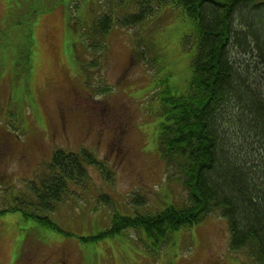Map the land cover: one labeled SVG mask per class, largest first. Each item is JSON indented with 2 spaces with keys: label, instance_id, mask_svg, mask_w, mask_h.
I'll list each match as a JSON object with an SVG mask.
<instances>
[{
  "label": "rangeland",
  "instance_id": "obj_1",
  "mask_svg": "<svg viewBox=\"0 0 264 264\" xmlns=\"http://www.w3.org/2000/svg\"><path fill=\"white\" fill-rule=\"evenodd\" d=\"M103 3L0 0V139L17 142L0 143V209L30 199L29 182L38 181L56 148H89L111 174L90 167L85 181L69 186L52 213L60 230L18 210L0 213V264H256L230 248L227 220L217 213L180 228L159 247L142 229L81 238L108 229L115 212H153L178 198L160 160L150 98L159 79L171 76L169 83L180 88L190 75L189 51L176 38L182 30L161 9L137 26H114L103 38L99 66L84 79L80 64L95 52L82 49L80 26L94 10H106ZM26 46L28 73L19 61ZM153 64L165 70L151 73Z\"/></svg>",
  "mask_w": 264,
  "mask_h": 264
},
{
  "label": "trees",
  "instance_id": "obj_2",
  "mask_svg": "<svg viewBox=\"0 0 264 264\" xmlns=\"http://www.w3.org/2000/svg\"><path fill=\"white\" fill-rule=\"evenodd\" d=\"M103 7L80 26L82 49L95 52L80 64L84 79L90 67L99 66L103 38L114 26H137L161 9H168L170 21L182 30L177 28L176 38L181 50L189 51L190 75L180 88L169 83L171 76L159 79L150 98L159 118L160 160L178 198L153 212H115L108 229L81 238L142 229L159 247L180 228L217 213L227 220L230 248L264 264V0H104ZM23 48L19 61L27 63L28 73L29 46ZM153 66L147 67L151 73L165 70ZM9 142L0 139L8 147L16 140ZM103 163L89 148L78 153L56 148L38 181L29 182L31 200H18L0 213L18 210L42 227L60 230L52 219L56 204L71 184L85 181L90 167L110 178Z\"/></svg>",
  "mask_w": 264,
  "mask_h": 264
}]
</instances>
